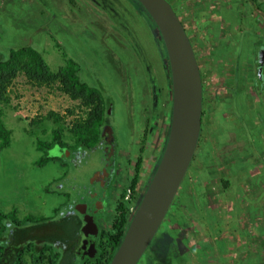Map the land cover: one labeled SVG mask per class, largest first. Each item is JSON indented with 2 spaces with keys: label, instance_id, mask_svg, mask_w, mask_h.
<instances>
[{
  "label": "flooded vegetation",
  "instance_id": "obj_1",
  "mask_svg": "<svg viewBox=\"0 0 264 264\" xmlns=\"http://www.w3.org/2000/svg\"><path fill=\"white\" fill-rule=\"evenodd\" d=\"M255 1L262 7L264 0ZM168 2L186 28L197 58L202 80L201 132L196 148V151L199 148V158L195 159V161L193 160L195 162L194 165L191 164L193 173H187L186 176H189L190 179H186V181L188 183L190 180L196 182L197 179L206 186L208 184H215L219 190L217 195H222L224 201H227V197L229 196L233 201L227 209V205L221 204V207L216 211H210L208 205L205 213L209 212L213 214L212 212H216L213 215L217 216L218 223L225 216L231 217L236 223V228L241 229L240 214L243 213L244 217L248 218L249 212L248 210L244 212V209L247 206L251 207V140L254 143L258 142V144L264 145V123L261 122L258 125L259 127H256V138H259V140L254 137L255 133L253 131L255 129L251 130V122L254 120L252 119L253 116H251V108H258L261 112L264 111V63L262 62L261 67L259 64L262 50H255L254 48L251 52V31L255 34L258 29L261 30L262 28L259 27L264 25V19L262 21L257 19L248 0H243L242 3L240 0H226L224 7L219 2L217 4L214 2L213 6H211L207 5L204 0H196L192 5V11L187 7V2L185 1H179V8L174 4V0ZM189 2L192 4V0H189ZM240 6L243 7L242 12L240 11L241 14L238 13ZM186 9L187 11L190 10L189 15L187 14L189 19L187 25L183 22V13ZM38 12V16L41 17L42 10H38ZM52 12L55 13V18H57V10ZM229 12H236V17L240 14L239 16L243 24L238 33H236L238 31L237 25H234L233 28V23L229 22H233L232 18L227 16ZM199 17L204 19L202 28L199 26ZM215 20H219L220 23L215 22ZM44 34L51 37L55 45L58 43L61 45V41L50 33L47 27L42 28L40 26L35 30V38L36 40L40 38V46L32 47L30 45L31 40L27 45L25 44L23 47L25 51L23 54L21 53L24 59H32L31 51L38 53L41 59V54L44 50ZM59 48L63 52L62 45ZM15 50H19V48ZM94 51L98 53L97 50H92V53ZM106 52L109 54V50H106ZM66 53L71 56L73 63L76 62L73 55L67 51ZM8 56L7 54L5 57L7 58ZM102 56L103 59L99 55V62L96 61L97 65L94 67L99 68L100 71H96L101 74L103 85L106 86L104 74H107L106 64L108 63V58L105 57V54ZM111 56L116 60L113 68L120 70V61L115 55ZM5 57H1L0 61L3 58L5 59ZM164 66L166 67V64ZM260 68L261 77L258 79L257 71ZM166 71L168 74V69ZM87 72L86 75H89V72ZM154 73L156 76L154 77L152 73L150 78L149 95L146 93V100H149V104L151 101L155 102L151 84L153 79L156 83L164 82L166 88H168V76L165 77L161 67L158 68L157 72L154 68ZM107 88L109 89V87ZM129 88H131L132 92L130 100L132 101L133 108L136 106V103L133 102L135 91L133 87L129 86ZM251 92L256 96V100L251 99ZM159 93L160 95H164L167 92L159 87ZM160 95L157 96L159 99L161 98ZM108 97L110 98L111 95L109 94ZM159 99L158 103L161 102ZM161 99L163 100L164 97L162 96ZM257 101L258 103L256 104ZM123 103L127 105L126 101ZM113 106V103H111L107 109L109 115L113 114L111 112ZM140 106L141 104L138 105L140 112L136 120L137 130H140V135L136 136V141L132 148H120L114 143L116 142V134L101 135L103 130L101 127V132H98L88 142L77 138L74 145L70 146L61 143L57 139L43 146L40 152L45 158H48L49 150L57 146L66 147L70 151L78 152L79 156H83L77 160L78 164L76 165L72 162L70 164L64 163L60 158H49L50 160L57 161L58 166L63 170V173L59 176L60 178L51 185V189L63 197L60 210L64 206L66 208L65 212L61 213L58 210L59 216H57V221L51 218L46 222L41 221L40 223L26 224L20 227L17 224L24 222L16 221L11 216H0V261L6 260L8 254H10L15 258L12 264H21L23 255L28 253V259L31 261L35 257L39 264H106L108 262L109 259L105 255V248L106 246L113 247L110 245L106 235L112 228L115 217L119 216L121 209L118 210V207L122 208L123 211L125 210L124 212L127 218H129L130 213L141 196L145 184L153 172L158 160L160 146L163 143L161 141L162 143L158 142L156 144L152 135L156 132L155 118L162 119L163 121L164 116L159 117L158 111L157 117L153 116L151 112V115L144 118L143 113L141 114ZM145 111L148 112L147 109ZM132 112L133 110L128 111L130 115H132ZM260 116L263 117L261 113ZM258 119L261 121V118L258 117ZM107 121L103 122L102 125L106 124ZM166 126L167 124L163 121L162 127L165 128L164 134L162 133L163 141L167 130ZM91 154L101 155L100 166L94 175H92V182L83 185V189H79L78 193L74 188L68 189L64 187L67 179L70 177L68 173L71 170L73 171L75 167L77 168V165L82 164L81 160ZM109 160H114L116 168L114 175L111 171ZM139 162L140 165L138 166ZM202 168L204 171L199 172ZM203 174L205 175L202 176ZM210 180L213 183H209L208 181ZM191 188H193V191L196 190L192 185L190 186ZM210 189H215V187H211ZM210 189L205 187V190L202 189L198 193V196L201 199H205L207 197L205 195ZM71 191L73 194L69 197ZM227 191L231 195L227 194ZM247 196L249 200H246ZM70 199L74 203L77 201L78 204L85 205V208L90 210V213L93 212L92 218L98 227L96 239L97 255L95 257L90 258L86 255L80 257L73 253L77 233L84 225V216L67 208ZM242 200H246L245 202L248 205H244ZM188 213H186V216L192 217L193 214ZM169 215V233L174 237L173 242L175 246V249L170 248V262L172 264H184L183 255L187 249L194 248L198 250L199 248L194 242L184 244L183 246V242L178 241V235H183V238H185L184 236L188 233L185 230L191 229L193 223L192 220L187 218L186 220H180L174 215L173 211ZM257 222L262 224V220H258ZM174 229L177 230L175 235L172 234L174 233ZM249 232L251 233V228ZM229 233L230 236L239 234L236 229H231ZM218 240L219 238L217 237L213 243Z\"/></svg>",
  "mask_w": 264,
  "mask_h": 264
},
{
  "label": "rangeland",
  "instance_id": "obj_2",
  "mask_svg": "<svg viewBox=\"0 0 264 264\" xmlns=\"http://www.w3.org/2000/svg\"><path fill=\"white\" fill-rule=\"evenodd\" d=\"M63 1L65 0H56V2L53 0L55 3L62 4V9H64L57 10L58 16L63 18L58 21V16L55 18L56 15L52 12L55 11L54 8H57V5H53V8L47 1L46 4L42 0H0V58L5 57L10 49L15 50L27 45L30 40L32 47L40 46V38L38 40L35 38V30L40 26L47 27L48 31L61 41L63 48L62 52L60 48L56 47L51 37L48 35L44 37V41H49V47L48 49L44 48L41 54L43 75L38 79L28 75L20 65L11 64L6 68L7 70H2L0 67V125L9 131L7 147L0 148V216H11L16 221L24 222L17 224L19 227L40 223L41 219L53 218L52 220L57 221L58 210L63 202V197L51 189V185L60 178L63 170L55 160H47L41 164L40 159L43 156L37 146L40 143H52L55 135L61 143L72 146L78 135L85 133L90 136L91 133L82 131L83 128L80 127H84L91 118L94 105H84L81 99L72 98L62 83V69L71 58L66 51L73 55L76 62L81 63L84 71H88L89 74L92 73L91 69L87 68L88 61L93 63L95 70L100 71L98 67H94L97 65V59L94 58L96 61L92 59V50H101V54L98 53V55L102 58L103 53L106 58L115 55L119 59L121 69L112 68L108 74H104L114 106L111 111L113 114L107 117V123L101 125L103 130L100 128L98 132L100 133L102 130L101 135L116 134L114 143L120 148H132L136 136L140 135L136 121L140 112L139 104H141V114L143 113L144 118L151 115V112L153 116L157 117L158 113L156 103L151 101L149 104V100H146V93L149 95L151 74L156 76L154 68L157 72L160 61L157 55H153V50H150V34L148 26L145 24L149 22L140 8L132 0H73L75 4L77 1L79 2V7H76L77 11H73L71 15ZM242 1L240 0L241 3ZM94 2L98 6H95ZM262 7L264 8V3ZM57 9H61V7ZM100 9L102 10L100 11ZM37 10H42L41 17L36 15ZM189 11L187 9L184 11L183 22L186 25L189 23L187 16ZM141 13L147 19L146 22H141L137 16ZM231 13L227 16L232 18L235 15L231 16ZM108 20L114 24L113 29L119 32L118 35L126 40L127 45L129 44V48L125 44L119 48L115 44V42H120L118 37L110 38L111 46H109L110 49L108 47L107 49L111 55H108L105 50L108 45L107 39L114 32L110 27H107L110 23ZM134 41L136 44L140 41L143 50L153 61V65H150L151 74H147L142 64L132 57L131 48L133 46L134 52L136 45ZM15 56L17 54H14ZM5 60H8V57ZM24 62L26 59L23 60ZM109 62L113 64V59ZM109 80L113 82H108ZM129 86L133 87L135 91L133 102L136 103V106L133 108L130 100L132 92ZM125 101L127 105L123 103ZM131 110H133L132 115L128 113ZM155 121L157 133L155 132L152 136L157 144L163 142L162 133L165 132V128L162 127V119L155 118ZM165 121L168 125L169 120ZM77 130L81 132H76ZM152 136L150 137L152 138ZM198 152L199 148L194 155V161L199 158ZM48 158L52 157L48 155ZM100 159L101 155L95 154L82 159V164L77 165V168L75 167L68 173L70 177L64 187L74 188L77 193L79 189L82 190L83 185L92 182V175L99 168ZM194 161L191 163L192 165H194ZM240 167L242 168V166ZM203 171L202 168L199 172ZM187 173H193L191 166ZM186 177L162 226L138 264H145L149 257H153L154 264H172L169 258L168 237L166 236L167 231L170 230L168 219L171 211L180 220L187 218L194 221L195 227L199 225L205 227L201 214H205L208 205L210 211H216L221 207V204L227 205L226 209L232 204L233 200L229 196L227 201H224L222 195H217L219 190L216 188L208 187L210 190L205 195L207 197L201 199L198 196L201 190L190 189L186 181L190 177ZM208 182L213 183L211 180ZM42 188L49 194L55 193L60 196L58 201L60 203H57L56 199H48V202L42 203L37 201L35 197ZM72 194L71 191L69 197ZM227 194L231 195L229 191ZM65 209L63 206L60 212H65ZM249 211L259 213L264 218V206L258 205V200H254L253 207H249ZM187 212L192 213V217H187ZM244 212H247L246 209ZM244 242H246L245 239ZM228 246L227 240L219 239L212 246L200 245L198 250L189 248L183 255L184 264H226V259L224 257L219 259L217 252L220 251L221 254L226 255L225 257H228L230 261L231 252L227 251ZM28 256V253L24 254L20 263L30 264Z\"/></svg>",
  "mask_w": 264,
  "mask_h": 264
},
{
  "label": "water",
  "instance_id": "obj_3",
  "mask_svg": "<svg viewBox=\"0 0 264 264\" xmlns=\"http://www.w3.org/2000/svg\"><path fill=\"white\" fill-rule=\"evenodd\" d=\"M134 1L152 22L153 36L160 40L165 53L170 77V114L161 155L106 264H138L179 193L193 162L201 132L202 80L186 28L167 0ZM248 2L257 19L262 21L264 10L257 1ZM260 56L261 67L264 63V49ZM260 77L261 68L257 71V78ZM49 156L75 165L83 157L78 152L59 146L49 150ZM109 163L114 175V160H109ZM75 202L70 199L67 208L84 216V225L77 233L73 253L92 258L97 255L98 227L92 218L93 212L90 213L85 205ZM14 260L8 254V258L0 261V264H12Z\"/></svg>",
  "mask_w": 264,
  "mask_h": 264
},
{
  "label": "crops",
  "instance_id": "obj_4",
  "mask_svg": "<svg viewBox=\"0 0 264 264\" xmlns=\"http://www.w3.org/2000/svg\"><path fill=\"white\" fill-rule=\"evenodd\" d=\"M42 1L44 3H46V1H47L49 4L52 5L53 8H54L53 5H57V8L61 7V9L54 8L55 10H64V9H62V4L55 3L56 0H55V2H53V0H42ZM179 1L180 2L181 1L187 2L186 5H187V7L190 8L191 11L193 10V8H192L193 3L196 2V0H192V4H190L189 0H179ZM179 1L174 2V4L178 6V8L180 7ZM204 1L207 5H211V6H213L214 2L216 4H217V2H219V4L224 7L225 3H226V0H204ZM63 3L67 5L66 8L69 9V12H71L70 13L71 15H72L73 11H77L76 7H79L78 1H77V4H75L73 0H67V1L65 0V1H63ZM95 6H98V4L95 3ZM100 8H102V7H100ZM225 8L227 9V7H225ZM102 9H100V11ZM261 9L264 10L263 7H261ZM241 10H243L242 6H240V8L238 9V11H239L238 13H240ZM36 13H37L36 15L39 14L38 10L36 11ZM229 13H231V12H229ZM58 15H59V12H57V16ZM183 15L185 16V13H183ZM232 15H235V16H232ZM232 15L231 16H232L233 22L232 21H229V22L233 23V28H234V25L235 26L237 25L238 31H236V33H238L242 28L241 25L243 24V21L240 19L241 17L239 15H238V17H236L237 16L236 12H233ZM137 16L139 17L141 22H144L145 20H147L149 18V17L147 18L145 16L147 18V19H145L144 15L142 13L137 15ZM60 18L63 20L62 17L58 16V21L61 20ZM95 19L97 20V18H95ZM99 20H102V19L99 18ZM203 21H204V19H202V17H199V26L201 28H202V22ZM109 22H110V23H108L109 26L107 25V27H110L114 32L111 33L110 37L107 39L108 45L105 44L106 45L105 50H108L107 47L110 49V47H109V46H111L110 38L115 39L116 37H118V39L120 41V42H115L116 46H118L119 48H122L123 47L122 44H125L126 47L129 48V44L127 45L125 43L126 40L122 36L118 35L119 32L117 30L113 29L115 27L114 24L111 21H109ZM147 22H149V23H145V24H146V26H148L149 34H150V41H149V43L151 44L150 50H153V55H157L159 57L160 67H161V69H162V71L166 77V76H168V74H167V71H166L165 66H164V64H165L164 50L162 51V49H161V53H160L159 44L157 43V41H155L154 37L152 36L151 23L149 20H147ZM215 22L220 23L219 20H215ZM259 28H262V29L261 30L258 29V31H256L257 34L256 33L254 34L253 31H251V52L253 51L254 48H255V50H259V49L263 50L264 49V25L260 26ZM45 36L46 35L44 34V37ZM132 39L135 40L134 38H132ZM44 42H45L44 48L48 49L49 41L46 40ZM249 43H250V40H249ZM134 44H136V42ZM56 47L59 48V46H57V45H56ZM103 50H104V47H103ZM131 50H132V52H131L132 57L138 63L142 64V67L147 72V74L150 73V70L148 72L147 68L148 67L150 68V65H153V61L148 56V54L143 50V47L141 46L140 41L135 45V51L133 52V46H132ZM97 51H98V53H101L100 50H97ZM8 55H9V53H8ZM102 55H103V53H102ZM108 55H110V53ZM94 58L95 57H92V59H94ZM112 59H113V64H111L109 62V60H112ZM114 62H115V59L112 56H110V58H108V63L106 64L107 73H109V71L113 68ZM255 97L256 96L251 92V99L256 100ZM257 103H258V101L256 102V104ZM254 110H258V111L255 112ZM260 113L264 117V111L261 112L260 109H258V108H256V109L251 108V116H253L252 119H254L251 122V130L253 131L255 129L253 131V133H255V131L259 127L258 125H260L261 122L264 123V118L262 116H260ZM258 117L261 118V121L258 119ZM254 137L256 138V133H255ZM256 139L259 140V138H256ZM256 139H254V140L256 141ZM250 166H251V208L253 207L254 200H258V205L261 204L264 206V145L258 144V142L254 143L253 140H251ZM232 180L234 181L233 178H232ZM188 185L189 186L192 185L196 190L201 189V191L205 187H207V189H208V187L209 188L215 187L217 190V186H215V184L214 185L209 184V186L208 185L206 186V185H204L203 182L198 181L197 179H196V182L193 180H190ZM233 185L237 186L236 184H233ZM35 198L37 201H40L41 203L42 202H48V199H52V200L56 199L57 203H60V202H58L60 200V196L55 195V193L49 194V193L45 192L43 190V188L40 190V193H38ZM246 200H249L248 196L246 197ZM246 200H242L244 205H248V203L245 202ZM242 202L240 201L241 204H242ZM249 207L250 206L246 207V210H248V212H249L248 216H247L248 218H245L243 213L240 214L241 215V220H240L241 229L236 228V226H235L236 223L233 220V218L225 216L218 223L217 216L213 215V214H216V212H212L213 214H210L208 212L205 214H201V217H202V220L204 221L205 227H203L201 225H199L198 227H195L194 221L192 220L193 227L189 230H185V232L188 231V233L184 236L185 238H183V235H178V241L183 242L182 243L183 246H184V244L194 242L195 245L200 247V245H204V244H206V246H208V245L212 246L214 239H216L217 237L221 240L227 239L228 243H229V246L227 247V251L231 252V254L229 255L231 262L229 261L228 257H225L226 255L221 254L220 251L217 252L219 255L217 257L219 259L224 257L226 259V261H225L226 264H264V250H263V247H264V221H263V219L264 218L259 213L249 211ZM258 220H262V224L258 223L257 222ZM182 225H184V224H182ZM250 228H251V233L249 232ZM231 229H236L237 233H239V234H235L233 236H230L229 231ZM174 230H173L174 233H172L173 235H175V232H177L176 229H174ZM7 231H8V229H7ZM212 232H214V233H212ZM166 236L168 237L169 247L172 249H175L174 242H173L174 237L169 233V230L167 231ZM244 239L246 240V242H244ZM261 256H263V258H261ZM36 260H37V258L34 257L31 259V261L29 260L28 262L30 264H39V263H37ZM145 264H154L153 257H149L148 261H145Z\"/></svg>",
  "mask_w": 264,
  "mask_h": 264
},
{
  "label": "trees",
  "instance_id": "obj_5",
  "mask_svg": "<svg viewBox=\"0 0 264 264\" xmlns=\"http://www.w3.org/2000/svg\"><path fill=\"white\" fill-rule=\"evenodd\" d=\"M137 6L138 8H140V6L138 5V3L134 0H132ZM140 10L144 13V15L148 18V16L146 15V13L140 8ZM148 20L150 21V19L148 18ZM151 23V30H152V36H153V29L154 26ZM154 37V36H153ZM54 38V37H53ZM55 39V38H54ZM155 41H157V43L159 44V50L161 53V49L163 51V47L162 44L160 42L159 39L154 38ZM57 46L61 47V45L58 43ZM25 50H23V48H19V50H14V49H10L9 51V56H8V60L5 57V59L3 58L0 63V67H2V70H7L6 68H8V66H10L11 64H14L15 66H19L26 71V73L28 75H30L32 78H40L43 75V64H42V60L40 59V56L38 53L32 52V59L29 58V60L23 63L24 57L22 56L23 52ZM15 52V53H14ZM17 56L14 57V54ZM22 53V54H21ZM33 55H35V58H33ZM165 55V53H164ZM93 57H95V59H97V62H99V58H98V53H96V51L93 52ZM165 58V57H164ZM103 59V58H102ZM88 66L87 68L91 69V73L89 75H86V72L84 71L82 64L78 63V62H72L71 58L68 61V64L65 66V68L62 69V73H61V79H62V83L64 85V88L66 90L67 93H69L71 95L72 98L75 99H81L83 101L84 105H88V104H92L94 105V111H92V115L91 118L88 120L87 124L84 127H80L81 129L83 128L82 131L84 132H91L90 136L86 135L85 133L83 135H78V139L79 140H83L84 142H88L89 139L94 138V136L97 135L98 131L100 130V127L102 125L103 122H105L107 120V117L109 116V114L107 113V109L110 107L112 101L111 99L108 97L110 92L109 89L107 88L108 85L106 84L103 85V82L101 80V74H99L92 65V62H88ZM167 69V66L165 67ZM11 70H13V68H11ZM149 67L147 68V71L149 72ZM107 72V70H106ZM108 74V73H107ZM151 74V73H150ZM107 81V80H106ZM108 82H113V81H108ZM152 83V88H153V92H154V100L156 103V107L159 111L158 116H164L163 121L164 123H166L165 120H169V114H170V110H169V106H170V82H169V73H168V80H167V86L168 88H166L165 83L164 82H155L154 79L151 81ZM159 87H161L162 90H165L167 93L164 95H160L159 93ZM158 95L164 97V99L162 100L161 98L159 99V97H157ZM161 101L160 103H158L157 101ZM160 108V110H159ZM167 117V118H166ZM79 128V127H78ZM80 129V130H81ZM167 129V128H166ZM80 130H77L76 132H81ZM8 134L9 131H7L2 125H0V148H5L8 145ZM166 137V135H165ZM53 140H57V135L54 136ZM165 142V138L163 143L160 146L159 149V154H158V158L161 155L162 149H163V145ZM45 145V143H40L37 147L41 150L43 148V146ZM47 160H50L49 158H41L40 159V163L43 164L45 163ZM140 165V162L138 164V166ZM139 170V168H138ZM119 216L117 215L114 219L113 222V226L112 228L108 231L106 237L108 238V241L110 243V245L113 247V250L116 246V243L118 241V239L120 238L123 230L125 229L126 223L128 221V218L125 214V210L123 211L122 208L118 207V210H120ZM49 219H41V221L46 222ZM40 251V250H39Z\"/></svg>",
  "mask_w": 264,
  "mask_h": 264
},
{
  "label": "built area",
  "instance_id": "obj_6",
  "mask_svg": "<svg viewBox=\"0 0 264 264\" xmlns=\"http://www.w3.org/2000/svg\"><path fill=\"white\" fill-rule=\"evenodd\" d=\"M105 249H106L105 255H106L107 259H109L111 257V255H112L114 250H113V248L108 247V246H106Z\"/></svg>",
  "mask_w": 264,
  "mask_h": 264
}]
</instances>
